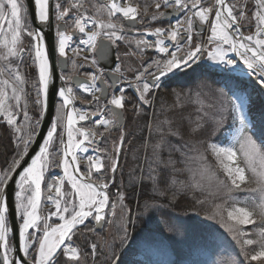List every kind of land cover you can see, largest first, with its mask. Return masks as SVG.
Here are the masks:
<instances>
[{
  "label": "snow or ice",
  "instance_id": "obj_1",
  "mask_svg": "<svg viewBox=\"0 0 264 264\" xmlns=\"http://www.w3.org/2000/svg\"><path fill=\"white\" fill-rule=\"evenodd\" d=\"M153 3L155 10L149 13L147 5L141 9L129 0L88 6L85 0H0V118L15 143L11 163L0 171V264H89V258L90 264H155L151 257H134L152 247L187 242L178 218L165 210L176 207L180 192L204 191L206 174L227 191L224 204H216L206 219L216 221L238 248L220 264H264V113L251 111L253 97L264 99V0H255V31L248 34L241 23L248 19L246 4ZM122 46H127L123 53ZM149 49L155 55L148 53L149 60H141L142 70L129 79L128 69L122 70L124 59L143 58ZM110 53L111 64L101 66ZM70 66L72 74H66ZM86 67L92 70L81 78L79 70ZM196 69L218 78L217 89L206 79L200 87L218 99L212 117L216 129H234L235 135L201 142L204 150L198 159L206 162L210 153L223 180L205 165L200 180L189 169L193 180L185 183L175 179L179 169L172 153L183 155L187 145L169 140L180 131L159 121L153 111L145 124L147 135L133 150L123 114L131 109V115L144 118L163 79ZM128 88L134 90L135 101L128 97ZM77 89L91 97L89 107L77 106L83 99ZM50 92L56 97L51 111ZM202 128L198 123L191 131ZM113 130L119 136L111 149L101 147ZM141 150L142 155H133L126 184L122 156L126 162L128 152ZM54 169L61 171L47 176ZM233 192L255 195L240 199ZM113 218L119 220L116 233L102 249L95 242L87 247L79 242L81 235L85 241L87 234L99 235L114 224ZM258 221L260 227L247 230ZM218 242L230 244L223 233L212 230L201 246L213 248Z\"/></svg>",
  "mask_w": 264,
  "mask_h": 264
},
{
  "label": "rangeland",
  "instance_id": "obj_2",
  "mask_svg": "<svg viewBox=\"0 0 264 264\" xmlns=\"http://www.w3.org/2000/svg\"><path fill=\"white\" fill-rule=\"evenodd\" d=\"M206 2H209V0H206ZM229 2H236L238 5L239 4L248 5V11L246 12L248 19L241 21V23L244 25L242 31H244L245 34H248L249 32H254L255 21L254 19H252V13L255 10V0H229ZM145 58H146L145 61L149 60L148 56H146ZM208 64L209 62L206 60L202 62L204 68H207ZM171 79L172 78H166L167 82H169ZM201 81L202 80H196L192 82L191 80L190 83H187L184 87L181 88L182 91H175L171 99L172 100L171 104L173 108L168 112V114L162 113V120H161L168 122L170 121V123L171 121H173L174 126H177L178 123L180 124L175 128L180 131L181 135L171 136L169 137V140L173 142L174 139H179L178 141H180L181 143L180 145H185V144L187 145V147H184L182 149L184 153L183 155L181 154V152H179L181 156L180 158L181 160L179 161L175 160V161L176 163H180L181 167H184L185 170L187 169L186 171H183V173L187 174V176L189 175V180H191V182L193 180L192 172L196 173L195 180H200L199 171L201 167L205 165L209 168V172L214 173L219 180L224 179L223 173L219 169L213 157H212L213 160L208 158L206 162L198 159L199 153L203 152L204 150V145L201 142H219L220 139L225 136L230 140L231 137L235 135L234 129H230L227 132H225L223 128L216 129V126L212 121V117L216 112V106L218 105L219 102L216 96H214L209 91L208 88L200 87ZM207 83L211 86L212 89H217L219 87L218 84L215 82L207 81ZM163 86L164 85L162 83L161 88H163ZM161 88L158 89L159 92L160 90H162ZM158 90L156 92H158ZM155 97H154V101H155ZM255 101L259 103L262 107H264V99L260 97H256ZM153 110H154V105L152 109H148L149 111L148 120L151 119V114ZM198 123H202L203 128L199 132L193 134L191 130ZM3 125L6 128L4 138L2 136ZM114 133L116 135H113ZM118 136H119L118 132H111V135L108 137L109 142L107 141L104 144V147L111 149L112 140L114 138H118ZM6 141L11 144L12 153L10 157L12 158L14 154L13 150L15 149L12 130L8 128L5 122L3 121V119L0 118V149L2 148L4 142ZM58 158L59 157H57V159ZM11 160L12 159H10L8 163H3L4 165L0 161V171L6 169L8 165L11 163ZM189 169H191L192 172H190ZM60 171H61L60 169H54L51 172L47 173V176L50 177L54 174H58L60 173ZM201 183L204 187V191H199V193L203 194V201L204 203L207 202L210 208V212L207 215H210L213 212L216 204H224L225 199H227V191L223 186L219 185L215 179L209 180L207 174L205 175V178L201 181ZM248 186L254 187V185H248ZM114 188L115 187L111 188V192L113 193H114ZM231 195L237 196L240 199H244L249 195H255V194L248 192H233ZM204 203H202V206L204 205ZM113 219H114V224L108 226L106 230H102L99 233V235L87 234V239L93 238L94 242L95 243L97 242L98 251L103 248L105 240H111L115 228H117L119 224L118 218H113ZM204 222H206L208 225L211 226L212 225L219 226V224L216 221L206 219V216L204 217ZM260 226L261 224L258 221L257 225H248L246 226V228L249 231H253L254 229ZM224 234L227 235V233ZM84 237H85L84 235H81L80 238L81 242L84 240ZM253 238L256 237L253 236ZM227 239L230 241V244L225 245L223 243L218 242L217 247L219 248V250H217L216 252H214V247L213 248H207L203 246L202 247L200 246V248L193 247L191 248L192 250L189 252V249L185 250L182 248L181 249L178 248L175 249L176 251L174 250L172 251L173 248L171 247L161 246L160 253L165 257V262L162 264H170V262L172 261H179L180 264H191L192 260L197 261L198 264H207V261L211 259L217 260V264H220V261H222L220 256L223 257V260H228L230 257L234 256L236 252H238V248L235 247L234 242H231V238L227 237ZM210 252H212V254ZM90 261L91 258H89V264Z\"/></svg>",
  "mask_w": 264,
  "mask_h": 264
},
{
  "label": "trees",
  "instance_id": "obj_3",
  "mask_svg": "<svg viewBox=\"0 0 264 264\" xmlns=\"http://www.w3.org/2000/svg\"><path fill=\"white\" fill-rule=\"evenodd\" d=\"M206 79L207 81H211V82H215L218 84V86H220L219 84V80L216 76L211 75L209 73H204L202 72L201 69H196L195 71H190L188 73V75H183L180 74L177 77L171 79L168 83H166L163 88H161L162 90H158V92L156 93V97H155V101H154V110L155 113L157 114L159 121L162 120V113L168 114V112L173 108L172 107V95H174L175 91H182V87H184L187 83H190V81H196V80H203ZM254 99V105L251 109L253 114H260V113H264V107H262L259 103H257L256 97H253ZM257 103V104H256ZM152 111V112H153ZM148 115H149V111L147 109ZM148 115L145 116L144 118H140L136 121L137 123H135L134 128L135 130H133V132L128 134V138L129 140L132 141L131 144V148L133 150L138 149L140 147V145L143 142V137L147 135V128L145 127V124L147 123L148 120ZM170 122V121H169ZM171 125H169L171 128L176 129L175 127L179 126L180 124L178 123L177 126L173 125V121H171L170 123ZM2 136L4 138L5 136V132H6V128L3 125V129H2ZM171 137V136H170ZM179 139H174V141H171L172 145L175 146H180V141H178ZM208 141V140H207ZM0 161L3 163H8L10 161V159H12L10 157L11 153H12V147L11 144L9 142H4V144L2 145V148L0 149ZM14 151V150H13ZM142 155V150L140 153H134V152H128L127 156H128V161L125 162L122 156V163L125 164L124 167V182L127 184L128 179H129V173L132 172V168L134 166V160H133V155ZM167 152L164 153L165 156H167ZM179 152H173L172 153V158L174 160H181V156ZM208 158L212 159V156L210 155V153L207 154ZM210 160V161H211ZM131 164V165H130ZM4 165V164H3ZM176 168L179 169V171L175 174V179H177L178 181H183L185 183H190L191 180H189V175L187 176V174L183 173V171H186L184 167H181L180 163H176ZM120 177H117V184L119 185L120 183ZM130 190V189H129ZM138 195L133 196L132 199H138ZM197 200H203V194L199 193V190H188L185 192H180L178 194L177 197V205L174 208H169L166 209L165 211L167 213H169L170 215H172L173 217H177V223L178 225H180L181 227V231L182 232H186L187 233V242L186 243H177L175 245V247H171L173 248L172 251H176L175 249H189V245H192V248H200L201 246V240L202 238L209 232L212 230H215L217 233H223L224 231L217 225H208L206 222H204V217L207 216V214H209L210 212V208L206 203H204V205L202 206V204H198L196 203ZM209 226H211L209 228ZM116 233V228L114 231V234ZM113 234V235H114ZM224 236L226 237L227 235L224 234ZM228 237V236H227ZM226 237V238H227ZM94 242L93 238H88L87 241H85V237L84 240L80 243L82 245H84L85 247H87V245H90V243ZM97 243V242H96ZM161 247V246H160ZM160 247H152L149 249H146L144 251H141L139 253H137L134 257V259L138 260V261H143L145 259L146 256L151 257V259L155 262V264H162L165 262V257L163 255H161L160 251ZM202 247V246H201ZM192 250V249H191ZM217 250H219V248L217 247V245L214 247V252H216ZM212 254V252H210ZM141 255V256H140ZM221 257V260H223V257ZM100 259L102 260L103 257H100ZM253 264H255V262H253Z\"/></svg>",
  "mask_w": 264,
  "mask_h": 264
},
{
  "label": "flooded vegetation",
  "instance_id": "obj_4",
  "mask_svg": "<svg viewBox=\"0 0 264 264\" xmlns=\"http://www.w3.org/2000/svg\"><path fill=\"white\" fill-rule=\"evenodd\" d=\"M85 2H86V6H88V5L93 4V3H99V2H101V0H85ZM121 2H123V0H121ZM129 2L132 3L133 5H137V4L140 5L141 9H143V7L147 5L149 13H152L155 10L153 0H129ZM89 11L91 13L93 11V9L90 8ZM149 39H153V38L149 37ZM126 50H127V46H122L120 49L121 53H123ZM148 53L155 55V53L152 52L151 49H149L143 58H141L139 56L130 55L124 59V63L122 65V70L128 69V71H126V75L129 77V79L133 78L136 70H138V69L142 70L141 69V60L143 59L145 61L146 56H148V58H149ZM107 62L108 61H103L104 64H107ZM100 64H101V62H100ZM91 70L92 69L87 68V67L81 68L79 70V75H81V78H83V73L86 71H91ZM65 73L66 74H72L71 66L65 70ZM162 81L165 84L168 83V82H166V78H165V80L163 79ZM77 95L83 97V99L76 101L77 106L83 105L84 107H89V105L87 104V100H90L91 97L87 93L80 92L78 89H77ZM127 95L133 101H135L137 99L134 90L131 88L127 89ZM129 108H130V106H129ZM123 116H124L123 124L125 126V130H126V133L129 134V133L133 132V130H135L133 128H134L135 123H137L136 121L139 119V117H135V116L131 115V109L129 110V112L124 113ZM101 131H103V129H101ZM112 132H117V131L113 130ZM113 135H116V134L114 133ZM97 138L99 139V137H97ZM108 142H109V140H108ZM101 147H104V144H102ZM116 190L117 189L114 188V193L116 192Z\"/></svg>",
  "mask_w": 264,
  "mask_h": 264
},
{
  "label": "water",
  "instance_id": "obj_5",
  "mask_svg": "<svg viewBox=\"0 0 264 264\" xmlns=\"http://www.w3.org/2000/svg\"><path fill=\"white\" fill-rule=\"evenodd\" d=\"M48 35H49V44L51 45V41H52L53 34L50 32ZM113 57H114V53H110V55H109V57H108L107 60H101V61H100V62H101V65H102V66H109V65L111 64V60L113 59ZM103 61H108V62H107V64H104ZM57 72H59V69H57ZM59 84H60V81H59V79L57 78L56 81H55V85L58 87ZM55 102H56V97L53 96V95L51 94V92H50V95H49V108H50V111L52 110V107H53V105L55 104ZM47 123H48V122H47V120H46V121H45V128L47 127ZM34 151H35V146L33 147V150L29 153V162H30V157H31V155L34 154ZM9 203H10V205H11V203H12L11 197L9 198ZM9 223L12 224V220H11V219H10Z\"/></svg>",
  "mask_w": 264,
  "mask_h": 264
}]
</instances>
